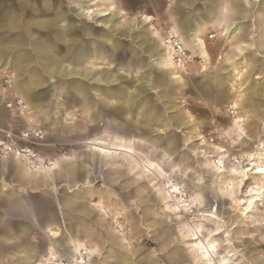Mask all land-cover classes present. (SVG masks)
<instances>
[{
	"label": "crops",
	"instance_id": "0c3cea01",
	"mask_svg": "<svg viewBox=\"0 0 264 264\" xmlns=\"http://www.w3.org/2000/svg\"><path fill=\"white\" fill-rule=\"evenodd\" d=\"M85 1L90 4L73 12L67 0H0V66L8 68L13 80L10 91L18 93L28 110L25 118H20L14 110H7L1 105L3 94L0 90V129L27 124L40 128L51 123L59 142L89 145L97 142V130L101 127L112 132L118 144L126 143L125 132L106 125L111 116L118 119L144 116L145 123L135 118L130 121L137 127L140 142L158 127L162 130L173 127L174 123L163 116L167 109L162 106L161 97V108H155L151 100L143 97L153 85L152 80L150 87L145 88L142 83L152 78L151 72L156 70L152 66L163 73L166 81L170 76L169 69H160L166 60L159 55L157 45L162 43L150 38V29L145 27L149 18L123 24L119 21L114 27L119 28V32L109 26H101L107 30L100 29V25L94 26L81 19L94 21L93 13L87 15L85 12L86 8L95 7L99 0ZM197 2L201 3L202 12L193 7ZM256 2L257 11L254 12ZM186 8L190 14L183 22L179 19L187 13ZM263 14L264 0L184 1L174 7L172 32L190 50L198 47L197 36L201 32L203 35L214 30L216 36H226L233 44L232 50L216 62L215 80L206 76L202 81L216 90L224 92L226 88L232 93L234 78L246 77L251 90L246 94L248 104L251 101L259 104L250 111L258 115L264 110V67L256 66H264V46L254 42L252 20L264 18ZM194 15L200 20L195 22ZM140 22L144 26L139 29L136 24ZM261 23L264 24L263 19ZM127 24L133 26V30H128ZM261 29L264 36V25ZM130 33L141 35L130 37L131 42H122L120 38L128 39ZM162 48L169 55V50L165 46ZM167 59L171 61L169 56ZM137 73L139 77L135 78L133 75ZM4 74L0 70V75ZM260 78L261 82L256 81ZM141 99H146V109L139 108ZM79 114L84 116L82 122L88 129V133L81 136L76 133ZM99 145L105 146V143ZM105 165L107 161L99 154L91 156L84 152L56 159L54 168L43 174L30 172L17 159L0 158V264H76L74 255L80 250L87 253L86 264H126L127 254L116 253L112 257L110 253L113 246L108 233L110 218L104 217L105 202L103 207L95 206L89 200L94 191L83 187L99 176L100 166H103L104 183L111 188L112 173L105 170ZM67 179L80 185L71 194L57 190ZM123 186L120 183L119 188ZM140 202L138 198L133 207L146 223L144 220L150 217L146 216ZM117 208L120 212L125 210L120 202ZM126 216L125 222L137 221L134 216ZM100 225L102 234L95 228ZM116 242L118 248L126 246V239Z\"/></svg>",
	"mask_w": 264,
	"mask_h": 264
},
{
	"label": "rangeland",
	"instance_id": "374dc122",
	"mask_svg": "<svg viewBox=\"0 0 264 264\" xmlns=\"http://www.w3.org/2000/svg\"><path fill=\"white\" fill-rule=\"evenodd\" d=\"M184 1L190 0H99L92 8L94 21L81 19L107 30L101 26L114 29L119 21L122 24L139 22L147 17L145 27L150 29V38L163 44L164 36L174 31V7ZM67 2L73 12L90 4L85 0ZM193 7L202 12L200 2ZM105 9L112 13L100 12ZM186 10L185 16L179 17L183 22L190 14L188 8ZM101 13L107 15L101 16ZM113 14H116L115 19ZM192 18L195 22L200 20L196 15ZM262 19L264 21L262 17L252 20L255 25L252 33L254 42L264 46ZM127 26L128 30H133V26ZM136 26L140 29L144 25L140 22ZM178 27L176 21V32ZM114 30L120 31L119 28ZM137 35L130 33L128 39H120L131 42L130 37ZM197 39L196 50L184 46L188 58L183 66L176 67L171 60L167 79L170 84L155 66H152L156 69L153 74L151 72L152 78L142 80L145 88L151 86V80L153 83L143 97L151 100L155 108H161L162 104L167 109L163 116L174 123L173 127L164 130L160 127L154 129L153 134L142 142L138 140L137 127L130 121L135 118L145 123V117L135 115L124 119L111 116L106 122L110 128L127 134V144H118L116 136L102 127L97 130V142L89 145L85 142H59L51 123L40 128L27 124L25 127L17 125L0 129V139L10 133L17 147H28L35 154L29 161L13 155H1L0 158L17 159L33 173L48 174L56 159L84 152L91 156L99 154L107 161L105 170L112 173V187L108 188L104 183L103 166H100L99 176L83 187L94 191L89 200L95 206L103 207L105 202L104 217L110 218V231L107 232L114 247L110 253L112 257L116 253L127 254L126 264H264V110L259 115L250 111L259 104L253 101L248 104L246 94L251 90L246 77L234 78L232 93L226 88L224 92L216 90L202 81L206 76L215 80L216 62L232 50L233 44L226 40V36H216L214 30L203 35L201 32ZM260 67L264 66H256ZM4 73L10 75L9 71ZM139 74L133 76L137 78ZM0 90L3 94L1 105L14 110L20 118L27 117L25 104L22 114L16 107L7 108L18 93L3 86ZM146 102V99L139 100V108L146 109ZM158 118H162L160 114ZM83 120L84 116L79 114L76 133L80 136L88 133ZM181 122L186 125H179ZM38 131L40 137H34L32 134ZM25 132H29L26 139L21 137ZM120 183L124 185L123 189L119 188ZM78 186L67 179L57 190L71 194ZM138 198H141L146 216L150 217L148 221L144 220L146 223L141 221L142 215L139 216L137 208L133 207ZM118 202L126 211L118 210ZM126 214L134 216L137 221L125 222ZM95 228L102 234L101 225ZM119 239H126L125 247L118 248L116 241ZM80 255L84 263H81ZM74 260L76 264H86V251H76Z\"/></svg>",
	"mask_w": 264,
	"mask_h": 264
},
{
	"label": "built area",
	"instance_id": "2783aa9c",
	"mask_svg": "<svg viewBox=\"0 0 264 264\" xmlns=\"http://www.w3.org/2000/svg\"><path fill=\"white\" fill-rule=\"evenodd\" d=\"M164 46H166L169 50V54L172 60V63L176 67H181L185 63L187 57V51L184 47L183 43L177 38L175 35L168 33L164 36L163 39ZM0 86L4 88L11 89L13 86V80L10 75L5 74L1 77L0 75ZM16 107L20 114L23 113L24 109V102L18 96L14 95V100L11 103L7 104V108ZM34 137H40V132H34L32 134ZM31 136V135H30ZM22 138L29 137V132H25L21 134ZM7 156L13 155L15 158H19L22 160H30L31 158L35 157L33 151H31L28 147L26 148H19L16 146L15 143L12 141V136L10 133H5L3 138L0 139V156ZM81 263H84L82 255H80Z\"/></svg>",
	"mask_w": 264,
	"mask_h": 264
},
{
	"label": "bare ground",
	"instance_id": "6f19581e",
	"mask_svg": "<svg viewBox=\"0 0 264 264\" xmlns=\"http://www.w3.org/2000/svg\"><path fill=\"white\" fill-rule=\"evenodd\" d=\"M248 1H250V0H248ZM250 3V2H249ZM87 10H86V14L87 15H92V13H93V10L91 9V8H86ZM102 13H104V12H102ZM101 13V14H102ZM105 15H107V14H102L101 16H105ZM237 24V23H236ZM233 26V25H232ZM236 26V25H235ZM230 30V29H229ZM233 30V29H232ZM234 30H236V29H234ZM127 31V30H126ZM233 33V32H232ZM127 36V35H126ZM157 46H159V48H160V53H159V55H160V57H161V59L162 60H166L165 61V66L164 67H161L160 69L162 70V69H164V70H167V69H170L171 67H172V65H171V61L170 60H168L167 58H168V56L170 57V54L168 55L167 54V52H166V49H163L162 48V46H164V43L163 44H159V45H157ZM166 47V46H165ZM167 48V47H166ZM168 49V48H167ZM67 56V55H66ZM157 56V55H156ZM158 58V57H157ZM170 59H171V57H170ZM160 60V59H159ZM0 70H2V71H8V68L7 67H1L0 66ZM169 73V72H168ZM164 74H166V73H164ZM167 75V74H166ZM117 79V78H116ZM82 91V90H81ZM82 93V92H81ZM83 94V93H82ZM264 145V144H263ZM262 145V146H263ZM264 147V146H263ZM256 167V166H255ZM218 169H221L220 167L218 168ZM260 174V173H259ZM261 178V177H260ZM200 245V244H199ZM210 247V246H209Z\"/></svg>",
	"mask_w": 264,
	"mask_h": 264
}]
</instances>
